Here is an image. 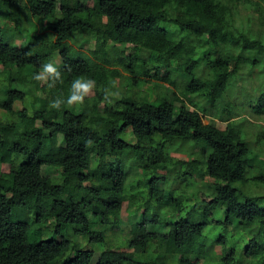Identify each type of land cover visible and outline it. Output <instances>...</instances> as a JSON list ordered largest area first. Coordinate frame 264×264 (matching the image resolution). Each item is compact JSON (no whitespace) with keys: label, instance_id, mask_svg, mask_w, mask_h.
<instances>
[{"label":"trees","instance_id":"trees-1","mask_svg":"<svg viewBox=\"0 0 264 264\" xmlns=\"http://www.w3.org/2000/svg\"><path fill=\"white\" fill-rule=\"evenodd\" d=\"M246 3L256 18L239 14ZM4 8L0 264H90L95 252V264H264V151L250 141L264 143V125L248 137L229 95L233 75L264 67L263 27L253 25L264 24V0ZM39 17L47 28L16 45ZM50 62L61 79H34ZM76 79L91 85L78 110L67 103ZM167 86L172 100L159 92ZM240 102L263 114L264 88Z\"/></svg>","mask_w":264,"mask_h":264},{"label":"rangeland","instance_id":"rangeland-1","mask_svg":"<svg viewBox=\"0 0 264 264\" xmlns=\"http://www.w3.org/2000/svg\"><path fill=\"white\" fill-rule=\"evenodd\" d=\"M83 2L85 4L91 5V0H83ZM262 2V1H261ZM8 9L4 8L3 10L0 11V22H2L5 18V14L7 13ZM241 15H247L250 16L249 18H256V12L254 11L253 7L246 3V4H242V6H240V13ZM253 25L255 27H263V38H264V24H259L258 22H254ZM47 28L46 23L44 22V19H42L41 17L36 19L35 23H31V24H27V31L22 33L20 37L15 38L14 43L16 45H23L24 41L27 39V33H36V32H42L43 30H45ZM85 43H87V41H85ZM86 46H88L86 44ZM204 51L203 49L200 51L198 50L196 52V58L198 60H201V56H203ZM55 58L57 61H60V58L58 57L57 53H55ZM58 66V63H55ZM200 73L202 74L201 70H199ZM232 82L235 84L233 89L230 92V97L234 100H236V102L239 103L238 107L240 108L242 106V112H240V114H235L233 115V118L237 119L238 121H242L243 118H247L249 119V123H246V128H247V136L248 137H254L257 133V130H260V127L258 125H264V113L260 114L259 116H255L252 113V109L249 105V103H241L240 101H244L246 100L250 95H254L256 94V96L259 94L260 90L262 88H264V67L260 68L258 67V70L256 69L254 76H251L250 74H247L246 70H244L241 73L235 74L232 76ZM90 83V82H89ZM151 83L156 84V81H152ZM157 86H164L161 83H157ZM161 84V85H160ZM16 88H21V85L16 84L15 86ZM168 90L166 92L162 91L159 89V92L161 91V95H166L167 98L169 100H172V96H173V88L171 86H167ZM120 88V86H119ZM122 88V87H121ZM147 90L146 87H144L142 93H145V91ZM151 91V96H154V89L150 90ZM247 93L248 96L244 99L243 98V94ZM38 94H43V92L41 90L38 91ZM190 98H197V95L195 94H191L189 96ZM196 100H192V103H195L196 106H202V104H200V102H195ZM81 103H73V106L76 110H78V107H80ZM176 106L179 105V103L176 101L175 102ZM198 104V105H197ZM14 108L19 109L22 107V102L19 100L14 101L13 103ZM70 106V105H69ZM188 107H192V105L188 104ZM240 111V110H239ZM217 125L221 128L225 127V122L218 120L217 121ZM128 137L133 138V136L129 133ZM251 143L256 146V149H259L260 146L262 147V151H264V143L260 144L258 142H255L254 138L250 139ZM172 153L177 152V149H171ZM45 170H47L48 173H50L51 175L55 177L59 176L60 171L56 168H45ZM133 171V170H132ZM135 172V171H134ZM128 216L126 215V213L122 214L121 220L118 222V226L122 227V230H127V220H128ZM140 216V214H139ZM133 219H137L136 215L132 216ZM96 226H94L95 228ZM51 233V230L49 227H44L42 236L46 237ZM152 248L155 247L154 244H152L151 246ZM218 250V248H216ZM99 257V252H95L92 260L90 262V264H95L96 261L98 260Z\"/></svg>","mask_w":264,"mask_h":264},{"label":"clouds","instance_id":"clouds-1","mask_svg":"<svg viewBox=\"0 0 264 264\" xmlns=\"http://www.w3.org/2000/svg\"><path fill=\"white\" fill-rule=\"evenodd\" d=\"M58 66L55 63H46L42 65V72L38 73L34 76V79L37 81H47L51 78V80L54 82L56 79L60 78V73L57 70ZM62 82V80H61ZM49 88L52 87V84L47 85ZM90 83L88 80H82V79H76L72 84V91L71 95L68 97L67 103L73 104V103H83L84 97L89 93L90 91ZM61 101L59 99H56L51 102V107L59 109L60 108Z\"/></svg>","mask_w":264,"mask_h":264}]
</instances>
